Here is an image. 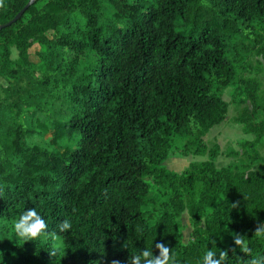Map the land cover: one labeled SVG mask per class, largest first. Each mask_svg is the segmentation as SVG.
Masks as SVG:
<instances>
[{
	"label": "trees",
	"instance_id": "trees-1",
	"mask_svg": "<svg viewBox=\"0 0 264 264\" xmlns=\"http://www.w3.org/2000/svg\"><path fill=\"white\" fill-rule=\"evenodd\" d=\"M29 2L4 0L0 26ZM251 47L264 59V0H36L2 29L0 264H55L47 243L14 232L28 208L49 231L71 222L56 264H129L160 242L177 264H202L213 242L246 264L234 233L264 256L263 86L238 73ZM230 87L254 139L218 167L221 147L205 138L227 118ZM176 141L207 159L166 168Z\"/></svg>",
	"mask_w": 264,
	"mask_h": 264
},
{
	"label": "rangeland",
	"instance_id": "rangeland-1",
	"mask_svg": "<svg viewBox=\"0 0 264 264\" xmlns=\"http://www.w3.org/2000/svg\"><path fill=\"white\" fill-rule=\"evenodd\" d=\"M246 58L238 63V73L241 79L240 86L244 85V82L251 78H257L263 86L264 94V59L258 52L249 48ZM258 52L259 55L256 53ZM245 52L243 51V54ZM17 56V52L13 51V57ZM36 66H40L41 61L38 57H32ZM242 88V87H241ZM245 89V87H243ZM235 87H230L224 92V98L229 104V112L226 120L211 130L206 136L205 141L209 146L214 143H218L221 147V154L217 160L218 167L226 166L231 163H235L240 160L237 154L242 153L241 143L245 140H253L254 135H247L243 131V127L237 122V117L240 108L233 102V96ZM244 99V96H243ZM49 142V137L42 144ZM184 142L176 141L171 149L168 158L164 161L163 166L175 171L177 173L182 172L191 163L195 161H203L207 159V156H186L183 154ZM264 156V150H262ZM183 235L184 241L188 242L191 239L192 228L190 225L189 216L187 213L182 216Z\"/></svg>",
	"mask_w": 264,
	"mask_h": 264
},
{
	"label": "clouds",
	"instance_id": "clouds-1",
	"mask_svg": "<svg viewBox=\"0 0 264 264\" xmlns=\"http://www.w3.org/2000/svg\"><path fill=\"white\" fill-rule=\"evenodd\" d=\"M4 6V0H0V8ZM237 206V205H234ZM58 231H49L48 225L43 217L37 213L35 208H28L24 211L18 220L13 224L14 232L17 238L28 241L39 240L48 244V252L54 258L55 264L57 259L64 251L65 242L61 233L69 232L72 224L69 220L62 221L58 226ZM254 236L264 239V224H261L255 230ZM234 244L240 249L242 253L250 257L246 264H264V256H253L252 250L248 244L246 236L239 233H234ZM213 247L208 249L202 257V264H227L228 251L220 250L219 255L214 251ZM155 248L159 250V255H155L152 250L145 248L137 255L129 257V264H177L176 254L173 249L168 247L163 242L156 243ZM236 252V248L232 249ZM112 264H120L119 261L114 260Z\"/></svg>",
	"mask_w": 264,
	"mask_h": 264
},
{
	"label": "water",
	"instance_id": "water-1",
	"mask_svg": "<svg viewBox=\"0 0 264 264\" xmlns=\"http://www.w3.org/2000/svg\"><path fill=\"white\" fill-rule=\"evenodd\" d=\"M36 2V0H30V2L17 14V16L11 21L9 22L8 24L6 25H1L0 26V31L6 27H9L11 26L12 24L18 22L22 17L23 15L26 13V11L32 6L34 5V3Z\"/></svg>",
	"mask_w": 264,
	"mask_h": 264
}]
</instances>
